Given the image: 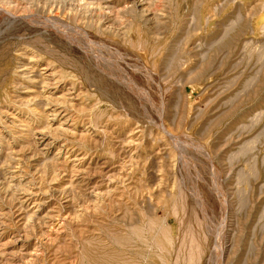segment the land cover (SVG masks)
I'll list each match as a JSON object with an SVG mask.
<instances>
[{"label": "rangeland", "instance_id": "obj_1", "mask_svg": "<svg viewBox=\"0 0 264 264\" xmlns=\"http://www.w3.org/2000/svg\"><path fill=\"white\" fill-rule=\"evenodd\" d=\"M263 16L0 0V264H264Z\"/></svg>", "mask_w": 264, "mask_h": 264}, {"label": "bare ground", "instance_id": "obj_2", "mask_svg": "<svg viewBox=\"0 0 264 264\" xmlns=\"http://www.w3.org/2000/svg\"><path fill=\"white\" fill-rule=\"evenodd\" d=\"M260 21L264 22V16L262 18H260ZM256 26H258V25H256Z\"/></svg>", "mask_w": 264, "mask_h": 264}]
</instances>
